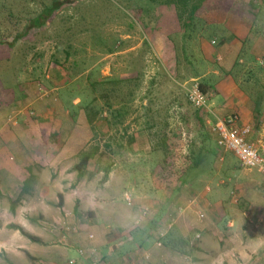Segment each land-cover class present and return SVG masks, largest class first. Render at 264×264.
Masks as SVG:
<instances>
[{"label":"rangeland","instance_id":"1","mask_svg":"<svg viewBox=\"0 0 264 264\" xmlns=\"http://www.w3.org/2000/svg\"><path fill=\"white\" fill-rule=\"evenodd\" d=\"M198 1L191 0V3ZM210 1L218 5L219 9L231 8V20L237 22L229 23L237 26L236 31H222V28L218 29L220 24H217L215 30L222 40L212 39L214 44L211 45L214 47L211 48L210 55H207L201 51L202 42L198 40L202 36L199 28L203 25L198 23L196 32L191 26V31L185 30L183 34H179L177 31L181 30L180 24L165 16L169 13H175V16L178 14L175 3L168 4L169 0H0V45L5 46L0 47V87L11 88V84L17 83L18 79L22 82L26 78H32L37 88L40 85L41 89H47L54 83L45 79V75H59L55 82L58 91L54 102L58 103L60 97V100L71 105L72 98L76 96L83 108L93 105L94 114L89 112L92 106L78 112L80 116L76 122V131L74 129L73 132L84 141L83 150H90L98 144L99 152L95 158L99 159V164L92 162V168L104 173V167L110 164L111 173L115 174L105 183L103 175L98 180H94L95 177L88 182L86 190L92 187L94 192L83 193L84 205L76 219L68 214L69 210L57 209L61 208L59 204L54 206L55 221L46 222L42 226L48 234L43 235L46 244L33 243L19 231L15 232L16 239L6 236L3 240L12 243L14 250L12 254L0 253V264H77L78 259L74 254L79 249L84 251L83 254L95 249L92 257L105 261L107 251L103 236L110 227L111 209H107V213L102 209L99 213V210L93 211L86 206L98 202L101 206L110 202L120 204L121 207L118 208L122 210L123 206L132 204L134 195L131 191L128 192L131 201H126L125 190L121 186L125 177L121 178L120 171L133 167L160 173L158 165L167 156L173 172L172 177L164 178L165 184L175 181L186 165L184 157L188 155L190 140L201 138L202 135H196L192 126L187 134V121L185 118V121L182 120L186 117L193 125L194 110L186 96V88L192 80H196L199 85L203 83L213 87L207 88L210 102L209 110L202 113L205 122L212 118L210 114L224 117L238 113L235 110L229 111V107L230 100L236 103L242 100L240 95L250 101V120L245 123L255 125L257 121H264V4H260L258 0ZM189 8L188 5L183 11H188ZM221 17L217 16V19ZM239 19L242 21L238 22ZM157 26L169 29L168 32L173 31L174 36L192 41L180 43L178 37L173 40L174 46L171 48L166 47L168 43L164 38L162 48L155 47L154 33L160 36L167 32L157 31ZM208 32L203 29L204 36H208ZM212 34L214 33L211 32L210 36ZM22 36L23 43L20 42ZM28 57L32 59L30 62L27 61ZM28 65L34 66V70L29 71ZM60 73H64L67 79L60 82ZM126 73L127 78L124 79L123 74ZM130 88L134 90L130 93L131 96L128 92ZM232 88L233 91L230 90ZM213 91L215 93H211ZM254 101L259 107L258 114L254 112ZM124 108L129 110L125 109V113H121ZM118 113L121 115L116 121ZM88 117L92 119L91 123ZM146 119L148 126L152 122L157 123L156 128L164 123L167 125L166 133L169 134L175 126L180 125L184 140L179 151L169 149V155L165 156L160 150H156V137H152L156 129L137 130L141 128L142 122L145 125ZM109 120L119 123L115 122L112 134L107 132V126L110 128L107 123ZM122 120H128L125 125H129L122 127ZM133 120L141 122V126L138 122H134L133 126ZM206 128L209 131L207 126ZM132 133L138 134L135 143L130 146L129 138ZM205 135L215 140V134ZM205 138L203 136L202 139ZM205 144L209 145L210 142ZM215 144L211 143L213 155L204 154L201 158V166L210 171L221 170L219 177L207 175L202 176L203 179L208 178L210 183L224 180L223 184L230 185L235 183L236 177L229 180V175H224L223 169L244 170L251 174L256 171L262 175L264 186L262 172L240 167L235 154L221 150ZM50 146L49 150H56L57 145ZM132 149H137L133 151L134 156L131 155ZM160 166L166 167L164 164ZM50 167L54 169L53 166ZM50 171L53 176L56 175L54 170ZM198 173H201L199 169ZM248 177L251 180L256 178L254 175ZM119 179L122 180L119 182ZM143 179L146 187L141 190L147 192L141 197L142 200H149V197L156 199L154 191L146 190L152 185L151 176L147 175ZM108 184L110 186L106 188ZM57 194L53 192L51 195L54 201L57 198L59 202ZM8 202L9 199L4 206L1 201L2 211L10 205ZM97 214L100 217L98 220ZM138 214L142 218L145 216L141 211ZM19 220L29 221L26 213L19 216ZM66 226L70 230H66ZM7 229L12 231L8 227ZM90 234L93 238L89 237ZM88 242L90 244H86Z\"/></svg>","mask_w":264,"mask_h":264},{"label":"crops","instance_id":"2","mask_svg":"<svg viewBox=\"0 0 264 264\" xmlns=\"http://www.w3.org/2000/svg\"><path fill=\"white\" fill-rule=\"evenodd\" d=\"M230 15L232 14L229 11L228 13L223 11L217 15L218 18L222 16L221 19L212 18L213 20L207 22L205 29L209 31L208 36L202 35L198 38L202 42L203 54L210 55L211 48L214 47L211 45L213 41L222 40L219 34L210 36L212 30L217 28V24H220L218 29L222 28V31H236L237 25L231 26L229 22L236 23L237 20H231ZM165 16L180 24L175 13ZM240 21L242 20L239 19L238 22ZM30 27L32 28V25ZM156 30L167 32L164 33L165 37L154 33L155 47L162 48L166 38L168 43L166 47L172 48L173 40L180 37L174 36L173 31L168 32L167 28L157 26ZM180 31L177 32L181 34ZM22 38L24 36L21 37V43L24 42ZM191 41L192 39L180 37V43ZM10 44L6 43V45ZM0 47L5 46L0 45ZM31 60L27 58L28 62ZM27 69L33 71L34 66L28 65ZM126 75L127 73L123 74L124 79L127 78ZM60 76V82L67 79L64 73H60ZM3 77H6V74H3ZM56 77L59 78V75L56 76L55 73L45 75V79L54 83L47 89H41L40 85L37 88L32 78H26L22 82L18 79L17 83L11 84V88L0 87V193L2 194L0 207L1 201L5 206V201L7 202L8 199L17 200L14 214L8 211L10 205L3 211L0 209V253H13V244L3 240L9 235L16 239L17 230L9 232L7 229L10 223L18 224L43 241L46 240L43 235L48 236V234L42 226L46 222L55 221L54 206L59 204L57 198L54 201L51 195L53 192L58 193L57 195L62 194V206L57 209L69 210L68 214L76 219L79 214H76L74 209L77 207L80 213V208L84 205L83 193L94 192L92 187L86 190V185L95 177L94 180H98L99 176L103 175L102 170L96 171L90 168L91 177L86 174L76 182L77 171L73 167L85 149L83 150L84 141L73 131L74 129L76 131V122L80 116L78 112L81 109L87 110L89 105L84 108L83 105L80 106L79 98L76 96L72 98L71 105L60 100V97L59 102L55 103L58 91L55 86ZM230 90L233 91V88ZM234 90L236 91V88ZM240 96L242 100H238L237 103L230 100L229 111H237L241 117L240 122L249 124L245 122L250 120L248 114L251 108L250 101ZM90 106L93 110V105ZM125 109L128 108L121 109L122 112ZM210 115L212 116L210 121H215L217 116ZM40 120L51 121L53 124V137L47 144L39 134ZM115 122V120L107 122L110 124L109 129L106 125L108 134L113 133ZM134 122H138L141 126V122L135 120L133 126ZM259 122H256L257 125L251 124L254 129L253 135ZM127 123L128 120L120 122L122 127L128 126L129 124L125 125ZM144 126L142 122L141 128L137 130L142 131ZM214 137L216 138V135ZM213 143L215 144L216 140L213 139ZM52 144L57 145L55 151L49 150ZM134 150L137 149H132L133 156ZM198 169L201 171L200 174ZM50 170H54L53 173L56 175L53 176ZM223 170L224 175H229V180L236 177L235 183L223 184L224 180H220V183L208 182V178L203 179L202 176L218 178L221 170L210 171L202 166L191 169V172L189 171L185 176L187 182L182 185L178 184L176 179L166 185L160 173L148 172L141 168L132 167L120 171L121 178L125 177L121 185L125 190V199L130 191L134 195L132 204L126 207L121 204L122 210L118 208L121 207L120 204L110 202L101 206L98 205L99 202H92V205L86 206L93 211L99 210V213L102 209L106 213L107 209H111L110 227L103 236V244L107 251L106 262L101 260L99 263L94 259L93 252L90 253L92 249L83 255L75 250L74 257L78 259L77 264H264L262 175L256 171L251 174L244 170L233 171L227 168ZM113 175L115 176L110 170L108 178L103 180L104 183L111 180ZM147 175L151 176L152 185L146 190L154 191L157 195L154 196L156 199L149 197V200H142L143 194L147 192L141 190L146 187L143 178ZM250 175L256 178L251 180L248 177ZM121 180L119 179V182ZM109 186L108 184L105 187ZM8 203L10 204V201ZM139 211L142 215L145 214L144 218L138 214ZM23 213H26L29 221L19 220V216ZM200 213L204 215L202 218L199 217ZM3 218L6 220H2ZM96 219H100L99 214Z\"/></svg>","mask_w":264,"mask_h":264},{"label":"trees","instance_id":"3","mask_svg":"<svg viewBox=\"0 0 264 264\" xmlns=\"http://www.w3.org/2000/svg\"><path fill=\"white\" fill-rule=\"evenodd\" d=\"M258 1L260 4H262V3L264 4V0H258ZM173 2L175 3V7L178 9L177 17H178L179 22H180L182 34L185 32V30L187 32L191 31V26H193L195 28L194 31L197 30L199 28L197 26V24L199 23V24L203 25V26H201V28H199L200 34L203 35L204 34L203 29L206 27L205 22H209L210 20L217 18V15L219 13H223V11H226L228 13V11L230 12V10H231V8L228 9V8H224V7H223V9H219L218 5H214L210 0H199L198 2H195V3H191V0H182V2L178 1V0H169L168 4H173ZM188 5L190 6L189 10L183 11L185 8L188 7ZM212 17H213V19H211ZM212 33L217 34V31L215 29H213ZM212 44H214V43H212ZM207 88L212 89L213 87H212V85L206 86L203 83H201L200 90L204 94H206L207 99H208V103H209L210 97L208 96L209 90ZM128 92L130 94V93H133L134 90L132 88H130V90ZM211 93H215V91H213ZM130 96H131V94H130ZM254 104H255L254 112L256 114H258L259 113V107L255 103V101H254ZM90 108H91V106H88V109H90ZM192 108L194 110L193 125H191L192 123L188 122V119H186V117L182 118V120H184V118H185V120L187 121L185 124L187 127V129H186L187 134L190 133L189 129L192 126L195 128L196 135L198 133H200L202 135H201V138H198V139L196 138L197 141L195 139L193 140V138H192V140H190L189 146L187 147V148H189L188 149V155L186 157H184V159H186V165L183 167L180 174H178L179 177L176 176L177 177L176 178L177 183L180 185L185 184L187 182V179L185 178V176L188 175V173L191 169H194V168H197L198 166L203 165V164H201L202 163L201 158L204 156V154L205 155L206 154L213 155V153H214L213 149L211 147V143L213 142V138H210L209 136L207 137V135H205L206 133H208V135L211 133H210L209 126L205 122L204 118H202V113L204 112V110L195 108L193 106H192ZM96 111H97V109H96ZM89 112H91L92 114L95 113L94 109L93 110L91 109V111H89ZM121 113H125V112H121ZM120 115L121 114H119V113L116 115V121H118L117 118ZM235 115H237L239 118V124L244 125L240 122L241 121L240 115H238V113H236ZM88 118H89V122L90 121L92 122V119L90 117H88ZM257 122H259V121H257ZM116 124H119V123L116 122ZM156 125H158V124L155 122H152L151 126H148L147 119H146L144 129H142V131H145V130L148 131V128L157 130V133H155L156 130L152 133V137L153 138L156 137V142H155L156 150H160V152H162L163 155H165V156L169 155V149H171L172 151L176 150V152H178L179 149L182 147V142L184 140L182 137L183 128L180 125L175 126L174 130H172L171 133L169 134V133H166L167 125L165 126L164 123H162L160 125V128H156ZM205 125L209 128V131ZM52 127H53V124L51 121L40 120L38 122L39 134H40V136H41V138L45 144H47L48 141L53 137ZM158 132H159V134H158ZM203 136H204V138L206 137L205 140L202 139ZM135 137H136V134L132 133V136L129 138L130 146L135 143ZM215 140H216V138H215ZM208 142H210L209 145L205 144ZM154 150H155V146H154ZM98 152H99V146L97 145V146H94L93 148H90V150L83 151L80 154L79 161L73 167V169L75 171H77L76 182H78L80 179H82L86 174L88 175V177H91V175L89 173V169L92 168V166H91L92 162L94 163V161H95L96 163L99 164V159L95 158L96 155L98 154ZM161 164L166 165V167L160 166ZM171 165H172V162H171ZM158 167H159V171L161 174L160 176H162L165 179H169L168 177H172L171 175H172L173 170H172V168L169 167L168 156L166 158H164V160L159 163ZM103 170H104V173H103L102 180H106L108 178V174L111 170V165L108 164L106 167H104ZM173 182H174V180H173ZM0 195H2V194L0 193ZM58 196L60 199L59 200V206L61 207L62 206V194H59ZM9 201H10V212L15 213V207L17 204V200H10L9 199ZM74 212L76 214H79L77 207L74 209ZM7 227L9 229L19 231V233L22 236L26 237L28 240H30L33 243L46 244L40 237H37V236L31 234L25 228H23L22 226H20L18 224L10 223L7 225Z\"/></svg>","mask_w":264,"mask_h":264},{"label":"built area","instance_id":"4","mask_svg":"<svg viewBox=\"0 0 264 264\" xmlns=\"http://www.w3.org/2000/svg\"><path fill=\"white\" fill-rule=\"evenodd\" d=\"M186 95L189 103L198 109L209 110L206 94L200 90V85L196 80H192L186 88ZM211 132L216 135V144L219 149L232 152L239 161L242 168L257 169L264 175V121H260L259 126L254 129L250 124H239L237 115H227L215 117V121H206ZM126 201H131L126 197ZM202 213L199 217H203ZM70 230L69 226L64 227ZM93 238V235H89ZM79 249L78 253L83 254ZM95 252V249H92ZM98 260V259H97ZM101 262V259L98 260ZM74 262V260H72Z\"/></svg>","mask_w":264,"mask_h":264}]
</instances>
